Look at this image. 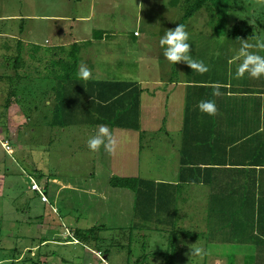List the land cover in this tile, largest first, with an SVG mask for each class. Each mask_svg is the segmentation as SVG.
<instances>
[{
    "label": "crops",
    "instance_id": "1",
    "mask_svg": "<svg viewBox=\"0 0 264 264\" xmlns=\"http://www.w3.org/2000/svg\"><path fill=\"white\" fill-rule=\"evenodd\" d=\"M186 1L144 0L142 8L139 5L135 11L134 6L128 3L129 0H64V7L60 8L63 13L53 18L60 25L55 24L56 43L50 46L54 48L50 55L55 53L56 59H63L76 44L79 64L75 74L77 75L81 66H86L91 74L88 78L91 84L88 86L89 83L85 80L78 92L77 84L73 83L75 79L64 86L70 102L74 101L75 94H86L77 103L86 111L78 118L74 117L79 114L71 116V121L68 122L91 129L86 133L90 137L100 125L111 130L116 140V150L108 153L101 147L98 153L94 152L98 160L95 169L106 173L109 184L113 176L141 177L153 182L150 197L144 200L142 213L150 212L152 220L166 223L165 226L171 229L163 232L170 237L168 243L177 245V242L181 248L190 247L194 250L198 249L194 242L201 240L204 252L210 254L206 264L216 263V257L227 258L228 264L231 261L233 264H264V77L253 80L245 75L247 80L236 78L237 81H232L228 78V72L227 78L221 73L219 79L218 75L211 80L190 79V76L197 75L189 74L186 62L168 66L165 71L158 64L149 66V70H143L142 59L138 57V66L133 70L122 69L115 72L117 79L94 78L95 69L99 66L93 60V55L98 50L96 46L100 44L97 42L108 41L106 33L113 30L114 25L121 24L123 28L125 23L134 20L136 28L130 36L131 45L141 50L149 43L153 51L163 52L160 39L156 37L159 29L155 28L160 24L164 26L165 23L176 24L179 17L174 14L177 13L183 19ZM69 3L78 4L77 10H70L71 7L64 10ZM21 18L25 19L22 15H0V23L4 25V29L0 30V45L9 43L8 52L13 50L14 40H17V47L23 46L20 51L17 49V54L21 53L24 60L29 56V52H24V49L28 50L24 45L37 43L28 39V32L22 30L15 34L13 26H8L12 24L9 21ZM110 25L113 26L108 27ZM135 31L139 34L135 35ZM163 31L165 28L160 30ZM226 34L230 32H224ZM158 35H161L159 31ZM241 37L248 39V36ZM110 44H103L106 55L109 56L108 62L114 63V69L120 68L123 65L116 54L124 52L127 55L128 50L126 47H119L117 52ZM152 50L149 48L150 52ZM206 50L200 49L199 54ZM113 54L116 56L110 60ZM13 58L14 55L10 56V59ZM2 60L0 67L6 63L4 58ZM19 62L21 61L16 59V65L8 64L11 73L7 76L0 73V79L15 77L17 80L13 83L17 87L22 85L24 74L16 72L23 68ZM110 70L108 65H103L101 69L99 67V71ZM60 73L61 70L55 69L45 75L54 78L49 87L47 84L43 87L44 92L51 89V92L55 91L57 94L56 97L52 96L55 99L52 102L48 101L51 100L49 98L46 100L49 104L47 108L52 109L49 114L52 119L50 123L54 125L60 122L55 111L59 101L58 91L61 89L57 79ZM99 76L104 77L106 74L101 75L99 72ZM217 88L220 92L218 96L213 95ZM9 92L11 93V89ZM204 99L215 102V115L199 110L198 104ZM19 108V105L11 106L9 112H6L10 124H18V120L25 118V113ZM118 110L125 114L120 118V122L125 124L122 127H112L107 119L102 122L97 120L100 114L110 118ZM143 150L148 151L145 155L148 161L142 172ZM49 180L51 182L46 194L49 196L51 193L54 199L53 206L58 211L54 212V217H61L62 214L58 200L61 189H85L93 192L88 186L83 188L84 185L78 181L74 184V181L53 180L51 177ZM114 188L118 189L116 201L119 203L120 215H123L127 206L132 207L135 214L136 193L128 188ZM64 218L72 220L69 215ZM178 221L181 222L180 227H177ZM177 238L180 241H176ZM45 242L43 239L39 245L25 247L14 260L23 261L26 250H31V254L35 255L44 247ZM220 246H229L232 252L240 253L236 262L234 257L228 258L222 251L212 249ZM96 250L93 249V252ZM16 254H19L18 250ZM39 255L34 264L46 262L47 254L42 252ZM10 260L1 259L0 264Z\"/></svg>",
    "mask_w": 264,
    "mask_h": 264
},
{
    "label": "rangeland",
    "instance_id": "2",
    "mask_svg": "<svg viewBox=\"0 0 264 264\" xmlns=\"http://www.w3.org/2000/svg\"><path fill=\"white\" fill-rule=\"evenodd\" d=\"M143 1L129 0L128 3L134 6L136 11L139 5L142 8ZM194 1L187 0L186 3ZM210 1L212 0H209L208 4L188 20L185 27L190 34V54L194 59L203 60L209 69L205 76H202V74L193 71L186 63L189 74L197 75V77L190 76V79L211 80L216 79V75L219 79L221 73L223 77L225 76L224 78H227V73L230 72L228 78L237 81L234 76L238 64L235 56L243 39L240 35H235L234 30L239 27L243 33L247 32L248 28H252L248 29L250 30L248 34L250 44H255L257 38H264V0H229V12L226 20L220 18ZM63 2L64 0H0V15H22L25 17V19L9 21L8 23L12 24L8 26H13L15 34L18 31L21 33L22 30L28 32V39L37 43L24 45L25 48H28V50L24 49V52H29V56L24 60L21 53L17 54V49L20 51L23 48L22 45L17 47V40H14L13 50L8 52L6 51L9 49V43L0 45V47L4 46L0 48V60L2 58L6 60V63L4 62L0 67V73L6 76L10 74L8 64L16 65L15 61L19 59L21 61L19 65L22 64L23 68L20 70L15 68V70L24 74L22 78L24 83L19 87L13 83L17 80L15 77L0 79V260L11 259L8 263L2 264H34L37 263L39 254L42 252L48 257L46 262L40 264H106L93 252V249H96L95 245L89 247L74 238L76 228L85 230L95 225H103L101 226L103 230L98 232L99 240L96 244L101 246L100 250L103 257L107 256L105 259L108 264H206V259L210 257V254L204 252L205 248H203L201 240L194 242L196 243L194 246L202 250L200 253L195 252L196 248L194 250L190 247L181 248L177 242V245L172 242L168 243L170 237L163 233V228L171 229L164 226L165 222L140 220L141 225L136 223L137 226L133 227L135 230L131 231L130 225L134 218L132 207L124 208L123 215L126 216L123 218L118 210L119 203L116 201L118 189L107 182L105 172L95 169L98 164L95 153L98 151L94 153L87 146L90 136H86V133L91 129L75 125L62 127L59 124L50 123L52 119L49 114L52 109L51 107L47 108L49 104L46 103V100L49 98L51 100L48 101L52 102L55 100L52 96L56 97L57 94L55 91L51 92V89L44 92V85L47 84L49 87V83L54 78V76L52 78L45 75L53 72L55 67L62 70V67L58 65L59 60L70 62L69 56L64 55L63 59H56L55 53L50 55V51L54 50L50 46L56 43L55 24L60 25V22L55 23L53 18L59 13H63L60 10L64 7ZM143 5L145 7L146 3ZM131 6L129 7L133 13ZM70 7V10L76 11L78 4L69 3L64 10ZM174 15L179 17L176 24L173 23L171 26L165 23L164 26L162 24L156 26L155 29L158 28L161 35H164L163 33L167 30L174 29L182 22L180 13ZM2 24L0 23V30L4 29ZM135 28L134 20L125 23L123 28H121V24L114 25L113 30H108L109 32L106 33L108 41L99 40L97 42L101 45L96 46L98 50L93 55V60L99 65L95 69L94 78L115 79L114 75L118 72L117 70H133L134 67H137L138 57L142 59L143 70H149V66L158 64L165 71L168 66H176L179 63L175 65L170 63L163 57V52L153 51V47L149 43H146L145 49L139 50L137 47H133L129 40H131L130 36ZM163 28L165 31L160 32ZM226 30L230 34L224 35ZM158 31L156 37L160 39L161 35H158ZM107 36L104 37L107 39ZM103 44H110L111 48L117 49V52L119 47H126L129 54L126 55L124 52L116 54L121 59L119 62L123 65L122 67L114 69V63L108 62L109 56L106 55ZM128 47L130 48L128 49ZM149 48L152 52L149 51ZM204 48L207 50L199 54V50ZM251 50L255 51L256 49ZM260 54L264 55V52ZM12 55L15 58L10 59ZM116 55H111L110 60ZM103 65H108L111 70L99 71V67L101 69ZM99 72L101 75L105 73L106 76H99ZM245 75L247 76V74ZM246 76L243 79L247 80L248 76ZM74 77L73 83L77 84L76 92H78L85 84V80L78 78L76 74ZM86 82L89 83L88 86L91 84L89 79ZM10 89L11 92L15 91L16 93L11 99V106L19 105L21 107L19 110L25 113L24 119H15L20 122L18 124H10L6 117V112H9L7 99L8 96L10 97ZM82 96H86V94H75L72 102H70V97L67 100L63 99L78 111L79 115L74 118H78L86 111V109L80 108V104H77ZM2 141L11 146V153L6 151ZM147 152L144 150L141 152L142 172L147 165L148 159L145 156ZM50 177L53 180L56 178L65 182L74 181V184L78 181L84 185L83 188L88 186L93 192L85 191V189H61L62 193L59 194L58 200H60L59 206L62 209V214L61 217L57 215L54 217V212L58 211L55 209L56 206H53L54 199L51 193H49L47 201L43 199V195L31 189L32 178L42 188H45V185L51 182ZM68 215L72 220L64 218ZM39 224H41L40 227ZM177 224V227L181 226L180 221ZM43 239L46 240L44 247L35 255L31 254V250H26L23 261L14 260L21 255L25 247L32 248V246L39 245ZM176 241H180V239L177 238ZM106 249L109 250L108 254L104 253ZM212 249L222 251L221 253L228 258L234 257L235 262L240 254L232 252V248L229 246ZM17 250L19 254H16ZM139 259L143 261L138 263ZM215 261L217 262L214 264H228L227 258L216 257Z\"/></svg>",
    "mask_w": 264,
    "mask_h": 264
},
{
    "label": "trees",
    "instance_id": "3",
    "mask_svg": "<svg viewBox=\"0 0 264 264\" xmlns=\"http://www.w3.org/2000/svg\"><path fill=\"white\" fill-rule=\"evenodd\" d=\"M209 0H195L192 3H188L184 13H183V19H182V24L185 25V22L193 17L200 9H202L206 4H208ZM214 8L216 9L218 15L220 18L226 20L227 19V13L229 12V0H212L210 1ZM238 28V29H237ZM252 29V28H248ZM247 29V32L241 33V30L239 27H236L234 30L235 35H240V36H248L250 33V30ZM224 31V30H223ZM227 30L225 31V33ZM77 45L72 46V50L69 52V59L70 62H62V60L58 61V65L62 67L61 73L58 75L57 79L59 81V84L61 86V89L58 91V97L59 101L56 104V114L59 116V125L62 127H66L68 125H71L69 122L71 121V116H76L78 114V111L74 109L72 106L68 105L63 99L67 100L69 96L64 92L66 89H64V85L71 84L74 80V75L78 69V64H79V59L77 57V51L75 49ZM57 70L60 71L59 67H55ZM55 70V69H54ZM15 91L10 93V97L8 96V104H7V109L11 105V99L15 96ZM64 94V95H63ZM61 96V97H60ZM125 114H123L121 111L118 110V113L116 115L108 117H104L103 115H99L100 118H97L99 121H105L106 119L109 121V125L112 127L116 126H124L125 124L120 122V118L123 117ZM64 118L66 122L63 121ZM69 121V122H68ZM136 128H139V126H136ZM111 186L113 187H123V188H128L132 189L136 193V198H135V214L133 218V223L131 225V231L135 230L133 229L134 226L141 225L140 220H152V216L150 212L147 213H142V208L143 204L145 203L144 200L150 197V186L153 184L152 181L148 179H144L141 177H120V176H113L110 181ZM48 189V184L45 185L44 191L47 192ZM142 213V216H141ZM141 218V219H140ZM160 223V221H158ZM137 223V224H136ZM102 226V225H101ZM101 226H93L89 229H80L76 228L74 230L75 236L74 238L84 244H87L89 247L91 245H95L96 249L100 250L101 246L96 244L99 240L98 232L100 230H103ZM165 226V225H164ZM163 226V227H164ZM166 228H163L165 231ZM174 233V232H173ZM93 248V247H92ZM95 249V250H96ZM101 251V250H100ZM105 254H108V249L104 250ZM142 259L137 260L139 263ZM143 261V260H142ZM230 264H233L231 261Z\"/></svg>",
    "mask_w": 264,
    "mask_h": 264
},
{
    "label": "clouds",
    "instance_id": "4",
    "mask_svg": "<svg viewBox=\"0 0 264 264\" xmlns=\"http://www.w3.org/2000/svg\"><path fill=\"white\" fill-rule=\"evenodd\" d=\"M160 46L163 48V57L174 65L183 61L193 71L200 74H204L209 70L203 60L194 59L190 54V34L185 25L181 23L174 29L167 30L164 33L160 38ZM251 49L256 50L252 51ZM261 52H264V38H257L255 44H250L248 39H243L235 56L238 61L234 72L235 78H243L245 74L255 79L264 77V55H261ZM90 75V71L86 66H81L77 73L78 78L84 80H87ZM213 95H220L218 88ZM198 108L202 113L208 115H215L217 111L216 104L211 99L201 100ZM87 146L93 152L99 151L103 147L106 152L113 153L116 150V140L107 126L100 125L97 127L95 134L88 139ZM201 251V249H195L196 253Z\"/></svg>",
    "mask_w": 264,
    "mask_h": 264
},
{
    "label": "built area",
    "instance_id": "5",
    "mask_svg": "<svg viewBox=\"0 0 264 264\" xmlns=\"http://www.w3.org/2000/svg\"><path fill=\"white\" fill-rule=\"evenodd\" d=\"M139 32L138 31H135V35H138ZM2 145L4 146V148L6 149V151L8 153H11L12 152V148L9 144H7L5 141H2ZM31 189L33 191H36L37 193H39L40 195H43V199L47 200L48 201V195L46 194V192L44 191V188H42L37 181H35L33 178H32V184H31ZM97 257L101 259L102 262L108 264V261H106V259L103 257L102 255V251L98 250L95 252Z\"/></svg>",
    "mask_w": 264,
    "mask_h": 264
}]
</instances>
